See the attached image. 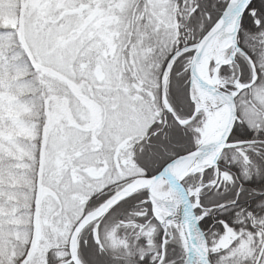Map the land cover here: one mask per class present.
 Masks as SVG:
<instances>
[{"label": "snow or ice", "instance_id": "obj_1", "mask_svg": "<svg viewBox=\"0 0 264 264\" xmlns=\"http://www.w3.org/2000/svg\"><path fill=\"white\" fill-rule=\"evenodd\" d=\"M0 264H264V0H0Z\"/></svg>", "mask_w": 264, "mask_h": 264}]
</instances>
